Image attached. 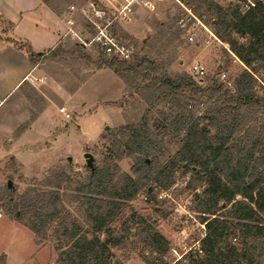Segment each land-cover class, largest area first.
<instances>
[{"label":"rangeland","instance_id":"obj_1","mask_svg":"<svg viewBox=\"0 0 264 264\" xmlns=\"http://www.w3.org/2000/svg\"><path fill=\"white\" fill-rule=\"evenodd\" d=\"M57 1L60 8L66 9L73 3H83L84 6L90 0ZM178 1L186 9L189 8L205 28L193 20L188 22L186 10L175 1L156 3L149 0L145 6H137L132 23L122 25L117 30L132 38L131 41L124 40L134 46L133 57H147L165 63V71L171 78L186 73L197 81L207 80L215 73L217 66L228 59L230 62L224 68L228 78L237 76L243 68L238 63H232L231 57H226L223 44L216 39L210 25L213 16L199 10L197 0ZM213 1L224 7L228 0ZM71 7L77 8L76 5ZM73 18L77 24L81 23L76 15ZM181 19H184L183 26L189 27V32L193 34V42H188L186 30H181ZM158 24L172 26L173 32L179 34L178 39L169 46H166L164 38L155 44L161 29ZM2 29L9 31L7 26ZM68 41L63 40L61 45L65 46ZM12 46L25 53L24 46L15 43ZM69 47L68 44L65 48ZM84 50L88 56L96 59V50ZM33 58L38 68H35L31 78L41 81L34 80L11 91V83L21 68L6 63L7 59L0 56V99L3 98L0 103V127L21 120L16 133L8 139L14 143H5L13 155L0 159V264H5V255L8 264H60L58 247L64 244L65 236L73 229L78 230L77 236L92 237L93 225L86 214L87 200L77 192L89 176L83 155L88 153L93 157L94 167L109 165L114 171L113 166H116L118 176L134 178L133 158L114 162L108 158L110 140L122 128L136 125L146 111V105L138 97L131 96L109 69H95L69 59L63 62L62 58L50 56L41 59V54H35ZM195 65L204 71L200 78L191 73ZM24 92L35 94L29 111L23 105V102L26 103ZM62 107L65 108L64 113L59 111ZM206 108L200 106L196 118H200ZM31 116L33 119H30ZM156 117L157 112L153 111L150 118ZM257 122L264 125V116H258ZM179 148L178 140L165 137L155 151L158 164L168 165ZM171 180L172 183L165 190L150 182L149 186H153L150 195L145 188H141L108 225L110 239L118 240L115 246L106 248L104 256L108 264H159V254L153 253L144 239L143 230L148 227L167 242L163 247L164 253L159 257L163 264H182L174 261L171 249L180 255L183 247L199 238L200 219L204 215L197 212L195 196L200 194L204 184L194 182L190 173H182L179 169H174ZM8 182L13 190L10 194L7 191ZM160 190L169 198L158 199ZM36 193L43 195L45 201L52 200L55 193L59 198L58 217L44 235H35L25 225L28 216L23 215L18 220L12 212L13 205L22 197H32ZM16 215L19 216V213ZM122 225L131 230L132 235H137L132 237L125 234L122 237ZM97 236L100 240L106 238L104 233ZM230 242L233 243V240L230 239ZM66 248L68 246H63L62 250ZM252 255L253 264H264V238L255 245Z\"/></svg>","mask_w":264,"mask_h":264},{"label":"trees","instance_id":"obj_2","mask_svg":"<svg viewBox=\"0 0 264 264\" xmlns=\"http://www.w3.org/2000/svg\"><path fill=\"white\" fill-rule=\"evenodd\" d=\"M197 1L199 10L213 16L210 25L216 39L246 67L237 76L228 78L229 88L218 78L230 62L225 50L226 62L219 64L205 81H197L186 73L171 78L165 71V63L147 57L119 61L98 52L94 60L80 44L70 40L65 46L41 54V59L50 56L62 58L63 62L69 59L95 69H109L131 96L146 105L136 125L122 128L110 140L108 158L112 162L133 158L134 178L118 176L116 166L114 171L109 165L89 170L86 183L77 192L86 197L92 237L77 236L78 230L73 229L58 247L60 264H108L104 256L106 248L118 243L110 239L108 225L141 188L150 195L153 189L150 182L167 189L174 169L190 173L194 182L204 184L195 196L197 212L204 215L200 219L205 227L202 256L191 264H253L255 245L264 238V125L257 122L258 116H264V4L259 3L242 14L237 0H228L224 7L213 0ZM158 26L161 29L155 44L164 38L169 46L178 39L179 34L173 32L172 26ZM117 34L132 40L121 31ZM68 44L70 47L66 49ZM33 95L24 92L29 103ZM200 106L207 108L196 118ZM153 111L157 117L151 119ZM165 137L178 140L180 148L168 165L161 166L155 151ZM7 191L13 192L8 187ZM53 195L52 200L46 201L40 193L22 197L12 207L15 218L28 216L25 225L35 235H44L59 213V198L56 193ZM124 226L122 237L137 235ZM102 233L106 235L104 240L97 236ZM143 234L152 252L160 257L167 243L165 239L151 227L144 229ZM63 246L68 248L62 250ZM159 257V264H163Z\"/></svg>","mask_w":264,"mask_h":264},{"label":"built area","instance_id":"obj_3","mask_svg":"<svg viewBox=\"0 0 264 264\" xmlns=\"http://www.w3.org/2000/svg\"><path fill=\"white\" fill-rule=\"evenodd\" d=\"M156 3H162L164 0H152ZM182 7H184L178 0H173ZM149 0H90L86 5L80 7H70L68 19L64 22L65 25V37L69 40L80 44L84 49H93L100 52L106 57H114L119 61H129L133 58L135 48L132 44L126 42L120 38L117 34V30L122 25L130 24L133 21L136 13L137 6H145ZM239 10L242 14L248 10L256 7L257 4H264V0H237L236 1ZM184 9L187 12L186 19L188 22L192 20L196 24L205 28L201 21L196 18L190 9ZM78 16L86 27L77 26L73 16ZM184 19L180 20L181 30L187 32V41L193 42V34L189 32V27H184ZM213 21V19H212ZM194 24H192L193 27ZM231 57L232 63H238L243 70L246 67L229 51L227 46H224ZM191 73L200 78L204 75L202 68L193 66ZM219 80L226 84V87L231 86V81L228 79L227 73L222 70L218 76ZM41 81V79H36ZM60 113H64L65 108H60ZM68 117V114H65ZM160 190L157 193V198L160 200L168 199L169 196L165 192ZM2 218V209L0 208V219ZM199 238L191 242L187 247H183L182 253L179 255L174 249H171L176 263L188 264L197 261L202 256L201 241L205 237V227L200 223ZM235 240L233 239V243ZM58 264V263H56Z\"/></svg>","mask_w":264,"mask_h":264},{"label":"crops","instance_id":"obj_4","mask_svg":"<svg viewBox=\"0 0 264 264\" xmlns=\"http://www.w3.org/2000/svg\"><path fill=\"white\" fill-rule=\"evenodd\" d=\"M59 4L57 0H0V26L9 28V31L6 32L2 28L0 30L2 36L0 37V56L7 59L6 63L15 64L21 68L20 73L11 83V91L34 82L35 77L31 78V75L38 65L33 63L31 59L34 60L35 54L45 55L61 45L63 40H68L65 37L64 22L69 17V8L73 5L83 6V3L70 4L66 9L60 8ZM77 18L80 19L78 16ZM81 23L84 24L82 20ZM81 23L76 24L82 26ZM13 43L24 46L25 53L14 48ZM28 54H32L33 57L31 58ZM2 101L3 98L0 99V103ZM25 101V104L22 101L23 105L29 111L30 103L26 98ZM20 122L21 120L0 127V159L13 155L12 150L5 147V143L10 136L16 133ZM8 143L13 144L14 142L11 140ZM5 256V264H8V257ZM17 264L25 263L19 262Z\"/></svg>","mask_w":264,"mask_h":264},{"label":"water","instance_id":"obj_5","mask_svg":"<svg viewBox=\"0 0 264 264\" xmlns=\"http://www.w3.org/2000/svg\"><path fill=\"white\" fill-rule=\"evenodd\" d=\"M105 129H107V127H106ZM83 158H84V160H85V166H86L90 171H92V170L94 169V166H93V157H92L90 154L85 153V154L83 155ZM69 161H70V160H69ZM7 187H8V188L11 187V183H10V182L7 183Z\"/></svg>","mask_w":264,"mask_h":264}]
</instances>
